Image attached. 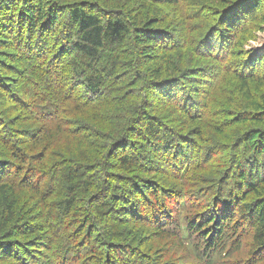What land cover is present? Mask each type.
I'll use <instances>...</instances> for the list:
<instances>
[{
    "label": "trees",
    "instance_id": "16d2710c",
    "mask_svg": "<svg viewBox=\"0 0 264 264\" xmlns=\"http://www.w3.org/2000/svg\"><path fill=\"white\" fill-rule=\"evenodd\" d=\"M151 1L156 4H175L179 0ZM256 3L259 4L255 0L251 6ZM240 5L232 11L233 14L243 12L249 19L255 17L254 12L249 11L250 4ZM255 8L257 6L253 7ZM66 12L74 29L70 33L74 38L69 39L67 44L77 55L73 54L69 58L65 77L59 79L60 70L44 59L39 60L35 66L45 72L48 81L45 82L42 92H37L36 97L27 102L23 100L22 95L25 92L21 90L29 82L27 72L23 69L15 72L17 77L22 78L20 90L18 85L16 90L7 94L5 93L7 88L9 90V85L1 83L6 76L0 75V85L4 86V90H0V96L5 100L0 102V138L6 142L11 141L14 132L19 135L14 136L16 143L11 155L15 161L11 164L15 171L12 175L14 177L4 171L0 173V227L4 232L13 228L14 238H20L8 241L10 251L16 254L22 264L27 262V258H33L35 244L53 250L46 255L48 264L56 262L54 254L58 250V256L73 251L74 256H71L70 264H264V161L260 164L255 157H251L247 163L244 159L237 164L238 167L224 173L222 178L215 181L217 183L214 189L211 184L207 189L208 194L213 193L214 196L215 203L211 205L212 208L208 207L209 212H198L195 207L198 202L194 198L199 195L183 192L180 184L170 187L155 182L149 186L148 181L158 175L157 169L161 167L155 150H146L139 154L135 152V155L122 154L116 157L115 163L110 162L108 171L106 166L104 167L107 161L100 167V161L113 155L115 149L123 143L124 137L117 133L108 144V150L91 163L80 162L72 155H64L62 160L59 159L61 153L54 152L55 149L51 147L54 142L57 145L69 140L75 145L96 142L98 128L88 121V115L90 119H96L100 118L102 112L97 111L98 109L90 111L96 103L93 102L94 98L88 97L86 102L85 97L80 94L76 98L74 88L86 87L92 95L99 91L102 83H111L115 72H118V65L115 63L118 55L109 54V58L102 60L101 49L106 43L115 45L123 38L132 36L139 58H143L146 63H154L146 67L152 89L164 85V81L171 78L170 69L173 73L177 71L169 65L168 59L161 61L159 58V48L155 45L162 41L167 42L168 36L163 35L165 32L161 34L151 29L154 20L141 22L129 10H125V17L117 13L106 23H101L95 14L78 2ZM225 15L222 23L223 33L235 31L237 26L230 19V14ZM18 18L29 26L27 44L32 48L35 33L42 34L46 30L42 20H45L48 27L57 24L55 8L49 5L45 8L39 2L35 7L24 8L23 14H19ZM19 30L23 31V28ZM223 42L229 43L226 40ZM214 56L217 57V54ZM263 58L259 57L257 62L254 60L250 64H245L247 60L243 63L242 67L246 66L247 69L242 68L241 73L237 74L240 84L246 85L247 79L251 77V74H246V70L254 76L255 65ZM157 60L160 62H154ZM172 65L174 66V63ZM255 79L256 77L253 80ZM14 83H17V80H14ZM111 90L113 94L115 90ZM38 96L41 100L44 98L51 102H47L46 106L39 105L40 102H35ZM76 99L82 102H76ZM253 101L256 102H248L245 110L238 112L233 122H264V93ZM184 103L188 108L195 102L184 100ZM110 104L112 102H109ZM233 104L235 103H232L231 107ZM236 104L238 105V102ZM86 112L88 114L85 119L82 115ZM40 113L54 116L50 123L21 126L28 120H39ZM64 116L68 121H61ZM144 118L139 139L148 144L153 143L157 149L164 138L161 124L148 114ZM12 122L15 125L11 126ZM16 125H20L19 128H14ZM124 131L125 129L121 132ZM262 132L261 129H256L246 135L249 136L248 146L264 159ZM29 147L31 148L28 149ZM173 147L174 144L169 145V148ZM47 153L57 154L56 161L50 162L53 165L51 168L47 167ZM32 160H35L36 164ZM140 161L150 166L146 167ZM235 161L233 158L227 167ZM29 163L31 166H28ZM115 165L129 173L125 175L124 180L133 181L128 184L122 182L121 186V180H117V176L111 172ZM174 176H177V173ZM54 183H57L56 188H53ZM228 186L231 187L226 190ZM22 190L30 192L31 198L38 199L41 204L39 208L48 206L53 225L62 222L63 228L59 231L55 229V233H52V224H47L42 216L38 222H35L33 217L29 219L24 211ZM162 197L163 202L158 201L162 200ZM173 199L174 206L168 205ZM184 199H194V202L188 204ZM93 202L95 204H92ZM218 207L226 209L221 211ZM128 212L142 225L140 230L136 229L137 223H130L124 218ZM113 216L118 217L115 221L121 223V229H117L115 221L111 222L110 229L103 227L102 223L107 225L106 220L111 217L113 219ZM147 237L151 238V243L156 244L155 247L149 245ZM118 238H121L119 242L116 241ZM155 253L162 258L160 262L154 258ZM116 259L119 262H114ZM54 262L53 264H57Z\"/></svg>",
    "mask_w": 264,
    "mask_h": 264
},
{
    "label": "rangeland",
    "instance_id": "374dc122",
    "mask_svg": "<svg viewBox=\"0 0 264 264\" xmlns=\"http://www.w3.org/2000/svg\"><path fill=\"white\" fill-rule=\"evenodd\" d=\"M254 1L179 0L175 4H156L151 0H0V75L5 74L6 76L1 83L9 85V90L7 88L5 94L16 90L15 87L18 85V90H20L22 78L17 77L15 72L25 70L29 75V82L21 90L25 92L22 95L23 100L28 102L36 97L37 92H42L45 82L48 81L45 72L40 70L39 66H35L39 60L44 59L60 70L59 79L65 77L64 72L69 58L73 54L77 55V52L71 50L67 44L69 39L74 38L70 36L74 29L68 21L66 11L75 2L95 14L101 23H106L111 16L117 13L125 17V10H129L141 22L154 20L155 23L151 29L161 34L165 32L163 35L168 36L167 42L162 41L155 45L159 48L157 52L159 58L161 61L168 59L167 62L177 70L176 73L170 69L169 77L171 78L166 79L164 85L152 89L150 87L153 85L148 80L150 77L146 73V67L154 63H146L143 58H139L132 36L123 38L115 45L106 43L101 49L102 60L109 58V54L118 55L115 59L118 72H115L111 83H102L99 91L92 95L86 87L75 86L74 88L76 98L79 94L85 97V102L88 97L94 98L93 102L96 103L90 111L98 109L97 111L102 112L100 118L96 119H90L88 115V121L98 128V139L96 138L93 144L80 145H75L70 140L58 145L54 142L51 147L55 149L54 152L61 153L60 160L64 158V155H72L80 162L91 163L108 150V144L112 139L117 135H122L126 141L115 149L113 155L102 159L99 163L100 167L107 161L104 167L106 166L108 171L110 162L115 163L116 157L122 154L135 155V152L139 154L146 150H155L161 167L157 169L158 175L148 181L149 186L155 182L170 187L180 184L183 192L199 195L194 198L198 202L195 206L198 209L196 211L209 212L211 205L215 203L213 193L208 194L207 191L210 184L214 189L217 183L215 181L222 178L224 173L238 167L237 164L241 160L245 159L248 163L251 157H255L260 164L264 161L262 155L254 153V150L248 146L249 136L246 135L249 131L256 129H261L264 134V122L257 123L251 120L241 123L233 122V118L238 112L245 110L248 102H256L253 100L259 99L261 93H264V0H256L259 4L256 3L254 6L257 8L253 9L254 6H251V3ZM38 2L45 8L48 5L55 8L57 24L54 27H48L45 20H42L46 30L42 34L35 33L32 48L27 44L30 34L28 33L30 32L29 26L19 20L18 15L23 14L24 8L35 7ZM242 3L250 4L249 11L254 12V18L249 19L243 12L232 13ZM226 13L230 14V19L237 26L235 31L229 33H223L222 23ZM21 28L23 31L19 30ZM17 30L19 31L16 32ZM20 34H22L21 37ZM225 36L228 37L225 38ZM223 40L229 43L224 44ZM214 54H217V57ZM259 57L263 59L255 65L254 76L252 77V73L246 70V74H251V77L247 79L246 85L240 84L237 74L241 73L242 68L247 69L246 66L242 67L243 63L246 60L245 64L253 63ZM160 60L154 62H160ZM254 77H256L255 80H253ZM14 80H17V83H14ZM3 87L0 85V90H4ZM111 88L115 90L113 94ZM40 98L38 96L35 101L40 102L39 105L46 106L47 102H51ZM184 100L195 103L187 108ZM0 102H5L1 96ZM76 102L82 101L76 99ZM109 102L112 104L109 105ZM232 103L235 104L231 107ZM194 113L195 115H192ZM87 114L88 112L82 116L86 119ZM146 114L161 124L164 138L163 143L158 145L157 149L153 143L148 144L139 139L142 134L141 125L144 124ZM38 115L39 120L32 122L28 120L21 126L37 123L40 126L44 122L50 123L54 116H45L43 113ZM62 118V122L68 121L65 116ZM12 125L15 123L12 122ZM19 126L16 125L14 128H19ZM123 129L125 131L121 132ZM116 133L117 135H114ZM17 134L18 132H14L11 141L4 142L0 138V173L4 171L9 176L15 174L13 165H11L15 161L11 155L16 143L14 136H19ZM170 144H174V147L169 148ZM47 155H49L47 167L53 166L50 162L56 161L57 154L47 153ZM233 158L236 161L227 167ZM32 161L36 164L35 160ZM140 163L146 167L150 166L143 161ZM28 166H31V163ZM111 172L117 176V180H121V186L122 182L128 184L133 181L124 180L125 175L129 173L118 165H115ZM140 173L145 174V172ZM140 173H138L139 176ZM176 173L177 176H174ZM56 186L57 183H54L53 188ZM230 187L228 186L226 190ZM26 191L22 190V200H24V211L28 214V218L33 217L35 222H38L43 217L48 222L47 224H52L50 228L52 233H55V229L59 231L63 228L62 222L59 225H53L50 208L48 206H44L43 209L39 208L41 204L38 203V199L31 198V193ZM194 199L190 201L184 199V201L189 204V202H194ZM163 200L162 197V200L158 201L163 202ZM174 203L173 199L168 205L174 206ZM53 207L55 208V205ZM218 209L222 211L226 207H218ZM127 214L124 218L130 223H137L136 229L140 230L142 225L139 221L136 222L137 219H134L130 212ZM113 219L112 217L107 219V225L102 223L103 227L110 229L111 222L118 220V217L113 216ZM115 224L118 230L121 229V223L115 221ZM12 233H14L13 228L4 232L0 227V264H22L16 258V254L9 249V240L20 239L14 238ZM120 239L116 241L119 242ZM146 241L150 246L155 247L156 244L151 243L150 237H147ZM34 248L33 258H27V262L23 264H48L45 260L46 255L53 250L41 247V244H35ZM137 250L140 249L137 248ZM58 254H60L59 250L54 254L56 262L52 261L51 264L53 262L70 264L71 256H74L71 250L59 256ZM154 258L159 262L162 260L158 253L154 254ZM114 262H119V260L116 259Z\"/></svg>",
    "mask_w": 264,
    "mask_h": 264
}]
</instances>
